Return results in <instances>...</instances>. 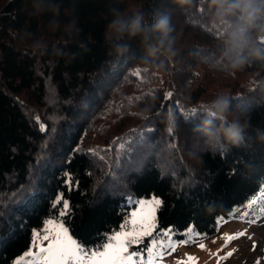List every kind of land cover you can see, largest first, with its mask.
Wrapping results in <instances>:
<instances>
[{
  "label": "trees",
  "instance_id": "1",
  "mask_svg": "<svg viewBox=\"0 0 264 264\" xmlns=\"http://www.w3.org/2000/svg\"><path fill=\"white\" fill-rule=\"evenodd\" d=\"M113 7L168 12L178 55L145 64L138 40L110 55ZM213 33L207 0H0V264L25 253L49 219L98 249L139 199L161 201L155 233L177 240L188 230L215 236L253 200L250 209L264 214V146L255 141L264 69L239 71L242 80L215 66ZM209 74L230 77L223 83L247 113V145L201 147L198 106L216 93ZM169 110L172 132L162 122Z\"/></svg>",
  "mask_w": 264,
  "mask_h": 264
},
{
  "label": "clouds",
  "instance_id": "2",
  "mask_svg": "<svg viewBox=\"0 0 264 264\" xmlns=\"http://www.w3.org/2000/svg\"><path fill=\"white\" fill-rule=\"evenodd\" d=\"M178 2L187 4L189 0ZM207 6L217 47L214 65L229 73L253 66L264 69V0H207ZM110 13L112 19L105 34L110 55H125L133 40L139 41L143 50L140 59L145 64H153L162 57L159 66L163 67L164 61L178 55V30L168 12H127L113 7ZM198 107L201 118L197 130L204 150L215 152L221 147L240 148L248 144L247 113L234 107L228 94H214ZM150 111V107L144 109L145 113ZM177 121L172 110L162 120L167 132L177 128ZM255 141L264 146V131L257 130Z\"/></svg>",
  "mask_w": 264,
  "mask_h": 264
},
{
  "label": "rangeland",
  "instance_id": "3",
  "mask_svg": "<svg viewBox=\"0 0 264 264\" xmlns=\"http://www.w3.org/2000/svg\"><path fill=\"white\" fill-rule=\"evenodd\" d=\"M205 70L207 73H211V69L206 68ZM237 75H239V79L243 80V78H246L245 75L241 78L239 71ZM207 80L211 81L209 87L216 92L215 94L229 93L228 85L223 83V81L230 82V77L226 76L223 80L222 77L217 79L216 76L209 74ZM260 195L264 196V188H262ZM152 198L156 197L139 199L136 202V206L129 212L126 220L133 211L139 210V201ZM249 205L244 210L235 212L233 215L234 219L220 221L215 236L199 239L188 230L183 239L177 240L173 237L170 230L156 234L154 229L152 235L142 237L141 242L131 245L128 251L134 253L133 259L136 261V264H146L149 260H151L152 264H264V214L253 212ZM52 220L63 223L61 219ZM46 221L40 229L33 230L29 249L15 259L13 264L20 261L21 257L25 256L27 252L31 251L35 255L39 252L40 247H47L49 245L54 237L50 236L48 240L43 239V228ZM240 232H244V236L226 243V236H235ZM34 233H40L41 235L34 236ZM34 241H38V246ZM107 242L108 239L105 243ZM201 244L204 245V248L200 247ZM149 249L153 253H156L155 257L149 254ZM89 251L96 252L97 249ZM229 252L232 253L231 256L227 255Z\"/></svg>",
  "mask_w": 264,
  "mask_h": 264
},
{
  "label": "snow or ice",
  "instance_id": "4",
  "mask_svg": "<svg viewBox=\"0 0 264 264\" xmlns=\"http://www.w3.org/2000/svg\"><path fill=\"white\" fill-rule=\"evenodd\" d=\"M258 199L264 200V196ZM256 203L257 201L253 200L249 207ZM160 205L161 201L156 198L139 201V210L133 211L121 225L120 230L108 237V242L99 246L96 252H90L82 247L83 242L78 243L63 223L49 219L43 228L44 240H48L50 236L54 237L49 245L40 247L35 255L31 251L27 252L16 264H136L133 259L134 253H130L128 249L131 245L141 242L142 237L152 235L156 228L155 213ZM67 209L68 204L65 201V211L60 215H65ZM39 235L41 234L34 233V236ZM240 236H244V232L237 233L235 236H226V243ZM34 243L38 246V241ZM200 247L204 248V245L201 244ZM149 254L153 257L156 255L151 249H149ZM227 255L231 256L232 253L229 252ZM146 264H152L151 260Z\"/></svg>",
  "mask_w": 264,
  "mask_h": 264
}]
</instances>
